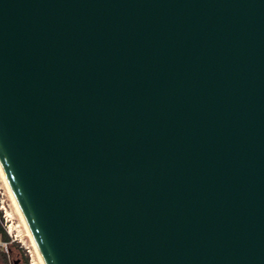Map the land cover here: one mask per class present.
<instances>
[{"label": "water", "instance_id": "1", "mask_svg": "<svg viewBox=\"0 0 264 264\" xmlns=\"http://www.w3.org/2000/svg\"><path fill=\"white\" fill-rule=\"evenodd\" d=\"M0 166L44 264H264V0H0Z\"/></svg>", "mask_w": 264, "mask_h": 264}, {"label": "rangeland", "instance_id": "2", "mask_svg": "<svg viewBox=\"0 0 264 264\" xmlns=\"http://www.w3.org/2000/svg\"><path fill=\"white\" fill-rule=\"evenodd\" d=\"M0 226L10 240L0 239V264H40L26 228L9 196L0 173Z\"/></svg>", "mask_w": 264, "mask_h": 264}, {"label": "bare ground", "instance_id": "3", "mask_svg": "<svg viewBox=\"0 0 264 264\" xmlns=\"http://www.w3.org/2000/svg\"><path fill=\"white\" fill-rule=\"evenodd\" d=\"M0 173H1L2 177H3V180H4L5 186H6V188H7V191H8V193H9V196H10V198H11V200H12V202H13V204H14V206H15V208H16V210H17V212H18V214H19V216H20V218H21V220H22V222H23L25 228H26V232H27L28 236L30 237V240H31V242H32V244H33V246H34V248H35V251H36V254H37L38 258H39V261L41 262L40 264H44V261H43L42 257L40 256V254H39V252H38V250H37V248H36V245H35V243H34L32 237H31V235H30V232H29L28 227H27V225H26V222H25V220H24V218H23V216H22V213H21V211H20V209H19V207H18V205H17V203H16V200L14 199V196H13V194H12V192H11V190H10V188H9V186H8V184H7V182H6V179H5L4 174H3V172H2L1 166H0Z\"/></svg>", "mask_w": 264, "mask_h": 264}, {"label": "trees", "instance_id": "4", "mask_svg": "<svg viewBox=\"0 0 264 264\" xmlns=\"http://www.w3.org/2000/svg\"><path fill=\"white\" fill-rule=\"evenodd\" d=\"M0 239L4 242H8L10 240L5 228L0 226Z\"/></svg>", "mask_w": 264, "mask_h": 264}]
</instances>
